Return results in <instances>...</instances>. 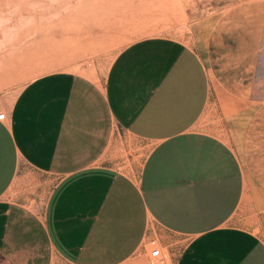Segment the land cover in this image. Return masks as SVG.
Masks as SVG:
<instances>
[{"label": "crops", "instance_id": "obj_1", "mask_svg": "<svg viewBox=\"0 0 264 264\" xmlns=\"http://www.w3.org/2000/svg\"><path fill=\"white\" fill-rule=\"evenodd\" d=\"M188 15L75 2L37 76L0 40V264H264V1Z\"/></svg>", "mask_w": 264, "mask_h": 264}, {"label": "rangeland", "instance_id": "obj_2", "mask_svg": "<svg viewBox=\"0 0 264 264\" xmlns=\"http://www.w3.org/2000/svg\"><path fill=\"white\" fill-rule=\"evenodd\" d=\"M88 0H0V40L27 42L34 53V76L43 73L41 51L43 42L50 46L51 59L56 57L58 20L75 8V2L82 6ZM188 16L183 24L202 25L210 22L224 9L246 0H180ZM264 1V0H262ZM134 6L131 4V7ZM185 11V10H184ZM207 22V21H206Z\"/></svg>", "mask_w": 264, "mask_h": 264}, {"label": "built area", "instance_id": "obj_3", "mask_svg": "<svg viewBox=\"0 0 264 264\" xmlns=\"http://www.w3.org/2000/svg\"><path fill=\"white\" fill-rule=\"evenodd\" d=\"M6 113L5 112H1L0 113V118L3 119L5 117ZM153 248L150 252L152 258H153V264H162L160 258L162 255V250L161 248L155 243L153 242Z\"/></svg>", "mask_w": 264, "mask_h": 264}]
</instances>
